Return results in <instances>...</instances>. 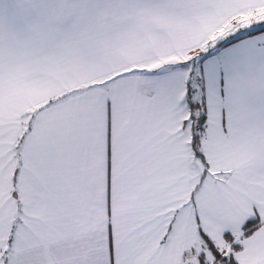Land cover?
<instances>
[{
	"label": "snow or ice",
	"instance_id": "snow-or-ice-1",
	"mask_svg": "<svg viewBox=\"0 0 264 264\" xmlns=\"http://www.w3.org/2000/svg\"><path fill=\"white\" fill-rule=\"evenodd\" d=\"M0 264H264V0H0Z\"/></svg>",
	"mask_w": 264,
	"mask_h": 264
}]
</instances>
